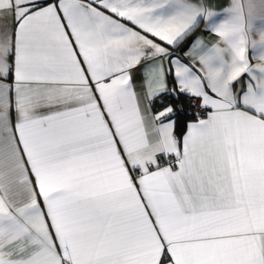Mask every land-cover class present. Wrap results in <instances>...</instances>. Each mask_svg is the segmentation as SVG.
Here are the masks:
<instances>
[{
    "label": "crops",
    "instance_id": "obj_1",
    "mask_svg": "<svg viewBox=\"0 0 264 264\" xmlns=\"http://www.w3.org/2000/svg\"><path fill=\"white\" fill-rule=\"evenodd\" d=\"M0 264H264V0H0Z\"/></svg>",
    "mask_w": 264,
    "mask_h": 264
},
{
    "label": "trees",
    "instance_id": "obj_2",
    "mask_svg": "<svg viewBox=\"0 0 264 264\" xmlns=\"http://www.w3.org/2000/svg\"><path fill=\"white\" fill-rule=\"evenodd\" d=\"M190 97L185 95L178 94L176 96H169L167 94L161 95L160 99H158L153 106L155 110L169 105L175 110L174 118H175V137L176 139H180L184 134L187 123L193 120L198 119V116L193 113L189 108ZM180 106V111L177 112L176 108Z\"/></svg>",
    "mask_w": 264,
    "mask_h": 264
},
{
    "label": "built area",
    "instance_id": "obj_3",
    "mask_svg": "<svg viewBox=\"0 0 264 264\" xmlns=\"http://www.w3.org/2000/svg\"><path fill=\"white\" fill-rule=\"evenodd\" d=\"M189 108L193 113L198 116V118L202 117L205 114V111L201 110V108L199 107V102L196 98L190 99Z\"/></svg>",
    "mask_w": 264,
    "mask_h": 264
},
{
    "label": "water",
    "instance_id": "obj_4",
    "mask_svg": "<svg viewBox=\"0 0 264 264\" xmlns=\"http://www.w3.org/2000/svg\"><path fill=\"white\" fill-rule=\"evenodd\" d=\"M178 111H180V109H181V107L180 106H177V108H176Z\"/></svg>",
    "mask_w": 264,
    "mask_h": 264
}]
</instances>
